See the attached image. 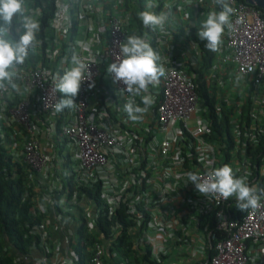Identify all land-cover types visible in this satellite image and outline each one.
I'll list each match as a JSON object with an SVG mask.
<instances>
[{
  "label": "built area",
  "instance_id": "2783aa9c",
  "mask_svg": "<svg viewBox=\"0 0 264 264\" xmlns=\"http://www.w3.org/2000/svg\"><path fill=\"white\" fill-rule=\"evenodd\" d=\"M218 8L223 16L225 39L207 77L221 84L227 77V67L233 68V82L238 87H234V93L224 103L234 143L232 152L239 153H226L228 144L215 140L210 119L206 120L200 106L193 74L177 64L181 61L178 54L189 49L200 51L198 45L182 41L180 31L194 25L196 29L206 25L216 28ZM7 9L1 7L4 13ZM51 9L46 23L43 7L34 8V3L28 12L12 14L8 10L18 26L0 28V33L16 38L15 52L0 43V69H6L0 71V115L4 118L1 111L7 109L10 117L6 121L22 126L27 133L22 159L29 166L30 180H35L37 173L44 174V179L53 173L54 181L49 182L53 181L58 191L61 170L54 165L60 169L68 157L74 180L85 187L100 185L101 207L86 194L79 202L77 191L70 197L65 193L56 207L51 196L54 189L49 192L42 189L47 193L44 199L33 201L44 216L34 229L43 249L38 264H47L52 259L57 264H76L74 253L68 246L65 251L59 242L58 223H50L47 215L48 209H52L53 219L57 213L66 215V212L78 217L80 213L70 206L78 202L89 232L97 229L100 210L106 209L107 220L115 222L111 228L113 239L122 227L118 213L124 212V221L131 222L130 233L134 237L142 234L158 256V264H177L173 263L177 260L168 256L174 249H178L177 257L186 254L196 260L198 252L205 248L191 243L200 238L210 241L215 236L198 229L203 216H211L222 238L214 244V254L205 261L197 260L196 264H264V180L261 193L250 199L242 216L237 218L228 212L229 200H242L241 189H237L246 186L257 189V177L248 182L251 171L244 146L264 134L261 12L238 0H54ZM137 12H141L139 20L144 28L151 24L157 27L152 34L159 43L154 44L151 33L138 39L140 47L135 51L142 52L140 65L146 72L143 79L150 86L133 97L129 79L131 59L126 48L132 14ZM25 35L33 41V60L24 52ZM102 69H106L115 97L111 98V94L104 102L95 93ZM150 69H154L152 74L158 78L157 89H151L153 81L147 75ZM74 72L78 78L75 87H71L68 81ZM7 74L10 79H6ZM61 85L76 95L71 111L67 112L70 118L67 125L64 117L59 118ZM9 90L13 97L19 96L15 105H10ZM138 100L146 103L147 111L138 112L151 118L148 122L152 127L121 130L124 127L119 111L124 108L136 111ZM234 104L236 109L230 112ZM220 111L217 105L216 114ZM130 118L136 116L129 115L128 121ZM57 126L65 140L67 155L57 153L53 141L41 143ZM222 166L229 177L234 176L230 185L226 176L222 182L225 184H219ZM255 169L259 176L264 175V155ZM193 232L198 233L197 238ZM182 239L189 241L184 244ZM103 246L93 245L91 264H105Z\"/></svg>",
  "mask_w": 264,
  "mask_h": 264
},
{
  "label": "trees",
  "instance_id": "16d2710c",
  "mask_svg": "<svg viewBox=\"0 0 264 264\" xmlns=\"http://www.w3.org/2000/svg\"><path fill=\"white\" fill-rule=\"evenodd\" d=\"M23 2L24 5H20ZM34 3L35 7H43L45 11L44 21L46 23V18L49 17L50 8L54 4V0H11V7L9 10L11 12L21 13L28 12L31 10V6ZM2 3L0 4V25L5 26L6 22L2 20L3 11L1 10ZM23 8V9H22ZM50 10V11H49ZM191 10V9H189ZM47 12V13H46ZM264 15V12H263ZM144 16L141 15V19ZM140 17L138 13L132 14L131 30H136L138 35L135 38L144 39L148 33L152 34V31H157V27L153 24L148 25V28L143 27V23L140 22ZM45 26V25H44ZM218 31H215L211 38H202L200 41L198 37L193 36V40L201 45V52L189 51L186 55V60H181L177 64L188 74H193L192 78L195 81L197 87V93L201 99L200 106L205 111L206 120L210 119V127L212 128L213 137L216 141L221 143H227L228 151L226 153H239L232 152L234 148V143L230 137L228 111L224 110L226 108L224 100L232 95L234 89L233 82V71L232 67H227V77L222 79V83L218 84L213 78L207 77L208 69L214 63V51L216 49V43L220 41V36ZM1 36V35H0ZM152 39L154 35L150 36ZM162 38V37H161ZM0 40H4V43L9 46L10 50L15 52V42L9 41L8 36H1ZM191 40V39H190ZM27 44L24 47L25 54L33 56V47L31 45V39L26 38ZM139 41V40H138ZM157 38H154V44ZM138 45V44H137ZM149 52H156V50H150ZM136 56L141 57V53L135 52ZM143 58L141 57V61ZM55 66H53L54 68ZM2 71V69H0ZM6 71V69L4 70ZM2 71V72H4ZM0 72V75L2 74ZM231 77V80H228ZM103 79L102 86L105 87L104 92L112 94L109 82ZM150 85H146L149 87ZM232 88V89H231ZM103 93V92H102ZM60 103L61 109L65 108L66 111H71L73 103L76 101L75 93L70 94L66 88L60 91ZM103 102L106 97L102 96ZM235 101L238 100V96L235 95ZM111 98L115 99L113 94ZM18 102L15 99L10 103V105H15ZM102 103V102H101ZM136 111L142 109L147 111L146 103L142 100L137 101ZM221 108L220 112L216 114V106ZM100 108L103 106H99ZM236 109L235 104L230 107V112ZM243 111V110H241ZM4 118L0 115V264H17L15 260V253L19 255H27L31 248H36L42 251L40 236L34 233L35 227L42 221L43 215H41L35 208V201L44 199L47 194L45 191H39L35 193V185L27 176V171L29 166L24 162L21 163L22 157H16L13 153H23L21 144H23L27 139V133L22 126H16L15 123H10L6 121L10 117L7 109L1 111ZM244 114V112H242ZM112 116V115H111ZM140 118L139 112L135 115ZM113 117V116H112ZM125 128V124L121 125ZM117 126H115L116 128ZM17 128V130H15ZM59 132V127L56 129ZM211 137V138H213ZM245 157L249 163V169L251 175L249 181L255 179L257 183V189L251 190L250 186L246 188H238L237 191L242 196L241 202H237L235 199L229 200L231 206H228V212H230L235 217L242 216L249 204L252 197H256L261 193L262 181L264 180V175L259 176V172L255 169L256 166L260 165L261 158L264 155V134L257 135L254 141L247 142L244 146ZM231 151V152H230ZM60 154L62 150L58 151ZM59 154V155H60ZM66 160L61 166V173L58 175V180L60 183V189L57 191L53 190L51 194L52 199H54L57 207V202L62 198L65 193L68 197L71 196L73 191L79 193L78 201L81 202V196L86 194L88 198L97 203H100V185L94 184L92 187H85L83 183L73 179V175L70 174L69 158L65 157ZM229 155H226V161ZM226 168L222 166L221 173L218 176L219 184L228 180V185L231 184V178L229 177L225 170ZM231 187V186H229ZM248 188V190H247ZM49 195V194H48ZM235 194H232V197ZM231 197V198H232ZM34 201V202H33ZM76 203L70 205L76 211L80 213L77 217L78 227L75 229L74 239L69 241L68 249L72 251L76 257V264H91L92 248L95 243H101L105 249V255L103 257L105 264H158L155 257L153 256V251L150 245L146 242L144 237H141V233L138 237H134L129 231V226L131 222L127 223L124 221V212H119L118 220L122 224L119 228V233L116 238L111 236V228L114 226L113 221H108L106 217V209L100 210L99 217L97 219L96 228L94 231L89 232L86 228L85 221L83 219V208L80 204ZM69 204L67 205V207ZM103 207V206H102ZM105 210V211H104ZM59 211V209H58ZM61 212V211H59ZM124 215H123V214ZM234 213V214H233ZM67 216L71 217V213L66 212ZM73 217V216H72ZM146 225V222L143 226ZM199 230H206L207 232L214 233L209 241L205 243V253L206 257L203 261L207 260V257L214 254L213 247L217 240L222 238V233L215 230V223L211 216H203L198 223ZM185 244L189 239H182ZM15 252V253H13ZM171 254V253H170ZM173 255V254H172ZM161 258H164L162 256ZM165 259V258H164ZM256 260L261 261L257 256Z\"/></svg>",
  "mask_w": 264,
  "mask_h": 264
},
{
  "label": "crops",
  "instance_id": "0c3cea01",
  "mask_svg": "<svg viewBox=\"0 0 264 264\" xmlns=\"http://www.w3.org/2000/svg\"><path fill=\"white\" fill-rule=\"evenodd\" d=\"M134 32H136V31L135 30H131V29L128 31V34H129L128 40L131 43H132V38H133ZM158 43H159V41H156L155 44L158 45ZM129 50L130 51H128V53H127V55L131 59L129 79H130L131 85H132V88H131V91L133 92L132 96L136 97L137 93L146 90V85H149V84H147L145 82V80L143 79L145 74H146V72L143 70V68L140 65L141 61L134 57V54L132 53L130 48H129ZM186 55H187V53L185 52L184 54H178L177 57H179L181 60L185 61L186 60ZM132 74H134V75L132 76ZM147 75L149 77H151L152 81H153L151 89H153V88L157 89L158 85L156 84V80L158 78L155 77V74L151 75L149 73V71L147 72ZM5 77H6V79H10V76L8 74ZM77 78H78L77 73L74 72L72 74V77L68 81L69 86L75 87ZM105 79H106V76H105ZM103 88L105 89V87L102 86L101 82H99L98 87H96L95 93H97L99 97H102V96L109 97L110 95L108 93H104V89ZM11 89L14 92V87L13 86L11 87ZM63 90H64V87L61 85L60 91H63ZM9 95H10V98H11L12 101L14 99H15V101L19 100V96L15 95L13 97V94H12L11 90H9ZM125 111L127 112V110H125ZM68 114L69 113H67L65 108L61 109V113H60V117L59 118L61 120V118L64 117L65 125H67V123L70 120ZM137 119H141V118H137V117L136 118H130V121H127V120L124 121L123 120L122 124L126 125V122H128V125H127L128 127L123 128L121 130H125V131L127 130L126 132L132 131L134 129L143 130V129L139 128L138 122H136V121L132 122L133 120H137ZM149 120H151V118H149V119L144 118V119L141 120V122L146 124L145 129L149 128L148 126L152 127V124H149V122H148ZM38 126L40 128H44L45 127L44 125H41V124H38ZM49 141H53V147H56V146L58 147L57 148V153H59L58 152L59 148H60V150H62V153H63L64 147H65V140L62 139L61 134H60V130H59V132L57 130L54 131V132H51L48 137H46L44 140L41 141V143L44 145V144L48 143ZM54 167L56 169H58L59 171L61 170V168L59 169V167L57 165H54ZM35 177H36L35 180H31V182L35 185V190H34L35 193H38L42 189H44V190L47 189V192H49L52 189H54V186H53V181H54L53 173H50L47 179H44L46 177L42 173L35 174ZM50 180H53L52 184H50V182H49ZM44 184H46V185H44ZM57 214L58 215L56 216V219H53V210L52 209H48L47 219L50 221V223H53V222L58 223L59 228H58L57 232H58V235H59V242L62 244L63 249L66 251L67 250V246H68V241H71L72 239H74L77 217H76V213H72V212H71V217L67 216V215H59L60 213H57ZM191 234L195 235L196 233L193 232ZM207 239L208 238H200V241L203 243L204 247H205V243L207 242ZM191 245L194 246V242H192ZM197 246H199V245H197ZM180 247L182 248L183 246H180ZM175 250L176 249H174L171 254H169V255L166 254V255H168L169 258H171V259L177 260V261L173 262V263H177V264H196V262H198L197 260L202 261L206 257L205 249L204 250H200L198 252V255H196V257H195L196 260H192V258H187L186 254H182L181 256L177 257ZM13 253H15V252H13ZM41 256H42V252L41 251L37 250L36 248H31L27 255H19V254L15 253V260H16L17 264H38L40 259H41ZM153 256H155V255H153ZM182 256H185V257H182ZM155 257H157V259L156 258L155 259L158 260V256L156 255ZM47 264H57V263L52 259ZM161 264H164V263L162 262Z\"/></svg>",
  "mask_w": 264,
  "mask_h": 264
},
{
  "label": "clouds",
  "instance_id": "9594fccd",
  "mask_svg": "<svg viewBox=\"0 0 264 264\" xmlns=\"http://www.w3.org/2000/svg\"><path fill=\"white\" fill-rule=\"evenodd\" d=\"M239 2H243V3H245L244 1H242V0H238ZM247 4V3H246ZM20 5H24V3L23 2H20ZM247 5H249V4H247ZM249 6H252V5H249ZM1 7H4L3 5L1 6ZM11 7V6H10ZM10 7H8V9H7V7H4L5 9H7V11H6V13H4V11H3V17H2V20L3 21H5L6 22V25L5 26H2V25H0V28L1 27H3V28H8V26H18L16 23H15V21L11 18V17H9V15H10V10H9V8ZM252 7H254V8H256V9H258L257 7H255V6H252ZM23 9V8H22ZM9 10V11H8ZM259 10V9H258ZM260 12H261V14H262V16L264 17V15H263V12L264 11H261V10H259ZM18 12H21L20 10H18L17 12H12V14H17ZM218 14H217V19H216V28H212V29H210V27L208 26V25H206V23L205 22H202V23H204L205 25H206V27H204L203 29H196V27H195V25L192 27H190L189 29H187V30H185V31H180L181 32V35L179 36V38H181V40L182 41H187V42H189V43H194L195 45H198L199 46V52H201L202 51V49H201V45L198 43V42H196L195 40H193V36H196V37H198V40L200 41L202 38H211L212 36H213V34H214V32L215 31H218L219 33H218V35L220 36V41L219 42H217L216 43V49H215V51H214V63L212 64V66L214 65V64H216V59H217V54H218V51H219V49H220V46L221 45H224V35H223V33H222V30H223V28H224V21H223V16H222V14H221V11H220V9L218 8V10L216 11ZM138 14H139V16H140V13L141 12H137ZM142 15H144L143 14V12H142ZM130 30V28L128 29V31ZM189 30V31H188ZM188 31V32H187ZM137 32V31H136ZM25 34H26V31H25ZM0 35L2 36H8V38H9V41L11 42V41H13V42H15L16 41V38H15V36L13 35V37H11V35L10 34H2V33H0ZM135 35H138V34H134L133 35V38H132V43L129 41V40H127L128 41V43H129V46L126 48V51H127V53H128V51H130L129 50V48L131 49V51H132V53L134 54V57L136 58V59H138V60H140L141 61V57H139V56H136V54H135V48L136 47H140V43H139V41H141V40H137V38H135ZM1 36H0V38H1ZM29 35H25V40H26V38L28 37ZM128 36H129V34H128ZM28 38H30V36L28 37ZM31 39V38H30ZM191 39V40H190ZM31 41H32V39H31ZM27 42V41H26ZM0 43H2L3 45H5L6 47H8L9 48V46H7L5 43H4V40H0ZM27 44V43H26ZM138 44V45H137ZM31 45H32V47H33V41L31 42ZM132 45V46H131ZM155 45H157V44H155ZM14 46H15V44H14ZM189 51H192V52H195L194 51V49H189L186 53H188ZM137 52H139V53H142L141 51H137ZM32 60H33V56L32 57H30ZM34 58H35V54H34ZM231 67V66H230ZM153 70L154 69H150L149 70V73L150 74H152V72H153ZM232 70H233V68H232ZM156 72V71H155ZM129 74H130V72H129ZM153 74H155V73H153ZM105 76H106V79H104L106 82H109V85H110V87H111V90H112V82L110 81V79H109V77H108V75H107V72H106V69H102V71H101V76H100V78L98 79V81H97V86L96 87H98V84H99V80L100 79H103V78H105ZM64 81H66V80H64ZM101 82V84H103V82L102 81H100ZM234 87L235 88H237L238 86H236V85H234ZM131 88H132V85H131ZM234 88V89H235ZM104 89V88H103ZM232 89V88H231ZM233 89V90H234ZM96 91V90H95ZM105 91V90H104ZM104 93H108V92H104ZM140 93V92H139ZM110 95V94H109ZM137 95H138V93H137ZM103 98V97H102ZM130 109H132V108H130ZM225 111H226V109L225 108H223ZM121 110H123V109H121ZM124 110H125V108H124ZM133 110H135V109H133ZM136 112H138V111H136ZM60 113H61V111H60ZM140 113V112H139ZM57 129V128H56Z\"/></svg>",
  "mask_w": 264,
  "mask_h": 264
},
{
  "label": "rangeland",
  "instance_id": "374dc122",
  "mask_svg": "<svg viewBox=\"0 0 264 264\" xmlns=\"http://www.w3.org/2000/svg\"><path fill=\"white\" fill-rule=\"evenodd\" d=\"M2 3V5L4 6V7H10L11 6V0H0V4ZM134 74H132V76H133ZM119 113H120V115H121V118L124 120V121H128V116L129 115H131V116H135L136 115V111L135 110H133V109H129V110H127V112L125 111V110H120L119 111ZM140 114V118L141 119H137V120H133L132 122H134V121H136V122H138V126H139V128H141V129H144L145 127H146V124L145 123H143V122H141V120L142 119H144V118H146L147 117V115L146 114H144V113H139ZM193 118H194V116H193ZM204 120V119H203ZM126 125H128V122H126ZM15 130H17V128H15ZM21 147H22V144H21ZM13 154H15V156L16 157H22V153H13ZM62 155H67V152H66V148H65V150L63 151V153H62ZM21 163H22V165H23V159L21 158ZM70 165H72L71 163H70ZM29 171H27V173H28ZM247 179V178H246ZM245 179V180H246ZM242 182H240V184H241ZM195 238H197V236H198V233H196L195 235H193ZM195 245H199V246H202V247H204V245H203V243L201 242V241H199V240H194V246ZM183 247L182 248H184V250L186 249V247L184 246V245H182ZM177 250L178 249H176L175 251L177 252Z\"/></svg>",
  "mask_w": 264,
  "mask_h": 264
},
{
  "label": "water",
  "instance_id": "95a60500",
  "mask_svg": "<svg viewBox=\"0 0 264 264\" xmlns=\"http://www.w3.org/2000/svg\"><path fill=\"white\" fill-rule=\"evenodd\" d=\"M245 3L257 7L259 10L264 11V0H242Z\"/></svg>",
  "mask_w": 264,
  "mask_h": 264
}]
</instances>
